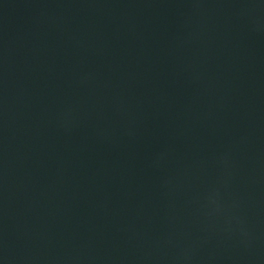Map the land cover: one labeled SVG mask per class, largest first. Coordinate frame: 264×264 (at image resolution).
<instances>
[{
  "label": "water",
  "instance_id": "95a60500",
  "mask_svg": "<svg viewBox=\"0 0 264 264\" xmlns=\"http://www.w3.org/2000/svg\"><path fill=\"white\" fill-rule=\"evenodd\" d=\"M0 264H264V0H0Z\"/></svg>",
  "mask_w": 264,
  "mask_h": 264
}]
</instances>
